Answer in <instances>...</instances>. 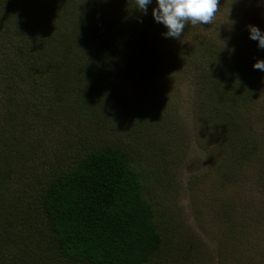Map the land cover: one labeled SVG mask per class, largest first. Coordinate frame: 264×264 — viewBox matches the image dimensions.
Instances as JSON below:
<instances>
[{"label": "rangeland", "instance_id": "rangeland-1", "mask_svg": "<svg viewBox=\"0 0 264 264\" xmlns=\"http://www.w3.org/2000/svg\"><path fill=\"white\" fill-rule=\"evenodd\" d=\"M37 3L61 6L58 31L78 40L94 39L102 20L116 21L92 49L101 63L80 76L65 72L59 48L45 54L52 71L37 79L43 94L19 98L21 109L7 102L0 78V264H87L56 249L42 196L104 146L125 153L155 213L163 244L148 264H264V72L252 67L264 49L246 28L264 31V0H219L210 24L186 22L178 39L153 20L155 0L147 14L136 0H0V16L28 13L19 25L35 17L27 28L35 39L34 27L52 23ZM47 78L58 85L48 95Z\"/></svg>", "mask_w": 264, "mask_h": 264}, {"label": "trees", "instance_id": "trees-1", "mask_svg": "<svg viewBox=\"0 0 264 264\" xmlns=\"http://www.w3.org/2000/svg\"><path fill=\"white\" fill-rule=\"evenodd\" d=\"M8 6L11 7L12 2ZM50 6L37 3L32 7L50 10L52 23L45 22L46 29L34 27L35 39L31 40L27 28L37 23L35 17V22L19 25L17 22L27 19L28 13H10L4 20L0 14V40H5L0 45V66H3L0 70L3 69V74L6 72L0 78L6 84V99L13 108L25 107L23 103L18 104V100L25 101L30 91L40 93V96L43 94L41 86L44 85L37 79L42 73L50 76L52 69L49 65L44 67L43 60L45 54L55 52L56 48L60 49L58 56L61 62L70 68L65 72L72 73L74 77L82 75L84 69L88 72L96 67L98 60L100 64L92 49L101 37L108 34L107 31L116 21L102 20L100 26L93 28L94 39H87L90 41L88 43L85 39L78 40L74 32L58 31L57 22L65 20L61 16V6L58 9ZM42 22L44 18L38 23ZM12 26L15 27L12 29ZM63 26L67 29L65 23ZM78 26H75L76 30ZM124 31L119 30L120 33ZM6 33L13 36L9 38ZM16 39L27 43L26 48L18 44L13 46L11 42ZM31 41L35 46L29 45ZM64 43L69 46L68 51L63 49ZM233 73L237 76H233ZM212 75L215 79L211 77L210 80L216 81L218 76L215 73ZM239 78L233 70L232 83L239 84L235 80ZM13 80H20V83L12 85ZM26 82L30 85L29 91L25 89ZM52 84L47 78L46 95L58 90L54 79ZM228 98L234 99L230 95ZM253 143L246 144L249 146L248 156L253 150ZM42 197L47 228L54 236L56 249L66 260L87 264H148L161 249L163 238L157 228L155 213L143 197L138 177L125 160V153L118 147L104 146L90 151L68 171L49 182ZM19 253H22L20 249Z\"/></svg>", "mask_w": 264, "mask_h": 264}, {"label": "clouds", "instance_id": "clouds-1", "mask_svg": "<svg viewBox=\"0 0 264 264\" xmlns=\"http://www.w3.org/2000/svg\"><path fill=\"white\" fill-rule=\"evenodd\" d=\"M153 0H136V8L147 14L148 6ZM219 0H155L151 10L153 20L162 24L166 31L165 38L178 39L185 28L186 22L192 25H208L218 10ZM248 38L257 43L258 49H264V31L255 25H247ZM233 51V49H229ZM253 69L264 72V60L256 59Z\"/></svg>", "mask_w": 264, "mask_h": 264}]
</instances>
